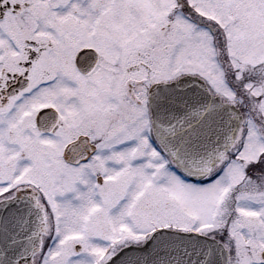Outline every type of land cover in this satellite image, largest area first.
Returning <instances> with one entry per match:
<instances>
[{
	"label": "snow or ice",
	"instance_id": "6c2138e0",
	"mask_svg": "<svg viewBox=\"0 0 264 264\" xmlns=\"http://www.w3.org/2000/svg\"><path fill=\"white\" fill-rule=\"evenodd\" d=\"M0 264H264V0H0Z\"/></svg>",
	"mask_w": 264,
	"mask_h": 264
}]
</instances>
